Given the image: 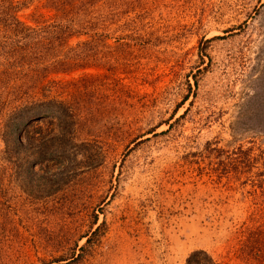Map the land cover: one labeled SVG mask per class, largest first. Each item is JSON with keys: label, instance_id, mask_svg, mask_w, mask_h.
<instances>
[{"label": "rangeland", "instance_id": "374dc122", "mask_svg": "<svg viewBox=\"0 0 264 264\" xmlns=\"http://www.w3.org/2000/svg\"><path fill=\"white\" fill-rule=\"evenodd\" d=\"M89 4L0 17V264H264V0Z\"/></svg>", "mask_w": 264, "mask_h": 264}, {"label": "trees", "instance_id": "16d2710c", "mask_svg": "<svg viewBox=\"0 0 264 264\" xmlns=\"http://www.w3.org/2000/svg\"><path fill=\"white\" fill-rule=\"evenodd\" d=\"M33 1L40 5L39 9H51L54 11V17L62 19L63 16L72 14L73 20L77 19L84 14L86 5L89 4V0H0V17L16 19V14L24 8H27ZM88 12V11H86ZM39 17L38 15H36ZM71 31L72 28L65 27ZM187 100V99H186ZM53 100L36 104V106L22 107V110H27L33 107L37 110L33 116H55L58 120H61V116L55 113ZM58 104V103H57ZM56 114V115H55ZM26 121H20V124H24ZM19 142H21L19 140ZM236 158L229 163L232 165L234 173L251 174L256 178L257 188L261 189L264 196V163L257 166L258 161L253 157L250 150H242L238 148L236 150ZM256 170V171H254ZM250 220L247 224L237 231L238 235L242 238L240 241L242 254L251 257L255 261H264V211L258 210L255 215L250 216ZM186 264H217L211 255L203 250H198L190 253L186 259Z\"/></svg>", "mask_w": 264, "mask_h": 264}]
</instances>
